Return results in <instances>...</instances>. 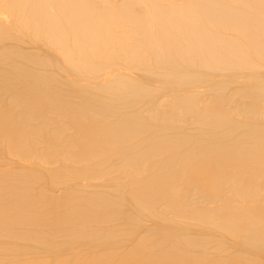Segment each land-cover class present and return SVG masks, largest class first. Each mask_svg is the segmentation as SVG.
I'll use <instances>...</instances> for the list:
<instances>
[{
	"label": "bare ground",
	"instance_id": "1",
	"mask_svg": "<svg viewBox=\"0 0 264 264\" xmlns=\"http://www.w3.org/2000/svg\"><path fill=\"white\" fill-rule=\"evenodd\" d=\"M0 264H264V0H0Z\"/></svg>",
	"mask_w": 264,
	"mask_h": 264
}]
</instances>
